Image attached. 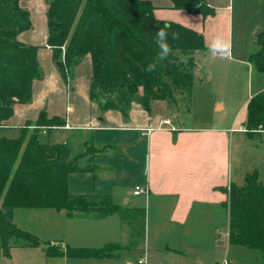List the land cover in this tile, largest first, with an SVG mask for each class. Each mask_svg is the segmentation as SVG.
Masks as SVG:
<instances>
[{"label": "trees", "instance_id": "1", "mask_svg": "<svg viewBox=\"0 0 264 264\" xmlns=\"http://www.w3.org/2000/svg\"><path fill=\"white\" fill-rule=\"evenodd\" d=\"M22 0H0V129L14 114L17 103H30L33 84L45 76L39 63L40 46L26 44L18 35L30 29V12ZM172 8L207 18L216 13L207 0H171ZM150 0H48L47 44L64 80L70 85L75 68L86 57L92 63L89 94L100 112L118 110L127 114L133 102L150 111L154 100L169 106L190 97L195 83L197 53L206 51L205 36L189 26L155 16ZM169 24L180 39L169 41L173 54L158 61L154 37L159 27ZM257 50L248 62L264 74V31ZM177 50L189 56L186 65L177 63ZM156 64L152 72L145 69ZM35 123V130L24 129ZM67 120L49 117L42 110L35 121H27L17 137L0 134V249L6 257L12 248L41 247L48 257H111L122 248L136 249L145 239V210L116 204L108 194H74L68 189L70 173L93 170L94 157L102 151L86 142L74 153L67 142L42 138L46 128H64ZM243 127L249 135L264 131V89L249 100ZM229 242L255 249L264 255V184L257 170L245 176L243 185L228 189ZM53 208L68 217L105 218L118 214L128 231L126 244L110 242L102 247L62 246L44 242L34 232L14 222L15 208Z\"/></svg>", "mask_w": 264, "mask_h": 264}, {"label": "crops", "instance_id": "2", "mask_svg": "<svg viewBox=\"0 0 264 264\" xmlns=\"http://www.w3.org/2000/svg\"><path fill=\"white\" fill-rule=\"evenodd\" d=\"M150 1L155 6L154 13L158 19L181 23L206 36L204 25L207 20H185L190 18L188 14L195 13L172 8L171 0ZM207 2L216 11L229 7L226 0ZM20 4L30 12L32 27L21 32L18 39L40 46L38 59L45 76L34 82L30 103L14 106V114L4 121L0 134L17 137L20 128L27 121H35L42 110L49 117L59 115L66 118L67 125L58 129L78 132L83 136L80 141L82 146L92 141L102 149L93 159V170L70 173L69 191L74 194H108L116 204L130 209H144L145 239L136 249L122 248L115 256L100 258L48 257L41 247L15 246L9 257L4 256L0 249V264H140L139 259L143 256L146 257V264H191V257H195L194 264H221L228 257L219 260L209 257L219 246L217 237L220 234L203 230L198 235L195 231L200 229L198 218L223 209L228 216L227 237L230 244L229 210L226 205L228 189L232 183L241 185L233 179L232 165L238 160L241 145L246 140L245 137L235 136V133L247 132L236 131L233 125H224L223 122L185 124L180 121L178 112L164 100L152 101L150 111L133 102L126 115L113 109L100 112L89 94L92 75L90 58L86 57L77 65L69 86L53 60L47 44L48 0H22ZM81 79L82 91L78 93ZM262 85L249 96V100L264 89ZM215 106L219 110L225 108L223 101L217 98ZM213 118L215 120V116ZM165 119L170 120V124L160 127ZM64 142L70 144L71 141ZM123 156L131 163L125 170L121 168ZM253 170L258 171V168ZM247 173L249 171H242L244 182ZM131 179H138L140 183L131 185ZM136 186L145 187L148 192L135 194ZM21 209L25 208L14 209L15 221L16 214L23 211ZM37 211H43L38 212L42 213L41 219L31 230L44 242L64 247H102L110 242L124 245L128 241V231L118 214L96 219L90 216L68 217L64 210L53 208ZM16 224L28 226L19 222Z\"/></svg>", "mask_w": 264, "mask_h": 264}, {"label": "rangeland", "instance_id": "3", "mask_svg": "<svg viewBox=\"0 0 264 264\" xmlns=\"http://www.w3.org/2000/svg\"><path fill=\"white\" fill-rule=\"evenodd\" d=\"M226 1L229 3V7L227 9L219 8L208 19L197 13L192 15L185 13L190 16V18L185 20H207L205 21L204 31L208 46L218 34L223 35L226 40H230L232 45L231 56L225 58L219 54L211 53L209 49L198 52V65L194 70L195 83L191 96L183 97L178 104H172L170 107L178 112L180 121L185 124L208 125L223 122L224 125H233L232 127L237 131L243 127L249 96L260 89L262 83V87H264V74L254 70L247 61L248 54L257 50L256 40L264 31V0ZM34 19L37 20L36 18ZM39 27L42 29V26ZM237 59H243V61L239 62ZM81 76L83 78V73ZM81 91L82 79L77 92ZM215 98L223 101L225 105L223 110H219L218 106H215ZM70 103L73 105L72 102ZM170 112L172 111L170 110ZM25 128L31 131L35 130L36 126L33 123L25 126ZM42 130H44L41 132L42 138L50 139L52 142L70 140L69 145L72 147L73 154L83 150L84 146L80 143L83 136L78 135V132L53 129L50 136L45 131L46 128ZM258 132L259 134H254L253 136L245 132L235 133V136L246 138L245 143L241 145L240 153L237 156L238 160L233 161L232 165L233 179L236 183H241V185L244 184L242 171L252 172L255 168H258V172H260L259 178L264 184V131ZM129 165L131 163L127 160V157L123 156L121 168L125 170ZM91 180H93L92 175ZM130 183L131 185L140 183V180L131 179ZM21 210H23L21 213L16 214V221L23 225L27 224L28 228L18 226L32 231L31 229L39 224L41 219L40 214L42 213L38 212L43 211L26 208ZM25 214L28 215L26 216ZM42 220L44 219L42 218ZM16 221L14 220L15 223H17ZM198 226L200 228L199 231H195L198 235H201L203 230L204 232L210 233L214 231L215 234H220L217 237L219 246L214 248L209 257L219 260L226 256L234 260L233 263L235 264H264V255L258 250L228 243V216L225 210L220 209L219 212L205 213L198 218ZM212 226L214 227L211 230ZM194 260L195 257L190 258L191 264H194Z\"/></svg>", "mask_w": 264, "mask_h": 264}, {"label": "clouds", "instance_id": "4", "mask_svg": "<svg viewBox=\"0 0 264 264\" xmlns=\"http://www.w3.org/2000/svg\"><path fill=\"white\" fill-rule=\"evenodd\" d=\"M169 24H165L163 27H159L156 31V36L154 37V44L159 49L157 56L158 61L166 60L170 55L173 54V48L171 41H177L180 39V33L177 31L169 32ZM231 41L226 40L223 35H216L209 45V51L213 54H219L222 57L228 58L231 56ZM177 63L186 65L189 56L180 54L177 50ZM156 68V64L150 63L146 67L147 72H152Z\"/></svg>", "mask_w": 264, "mask_h": 264}, {"label": "built area", "instance_id": "5", "mask_svg": "<svg viewBox=\"0 0 264 264\" xmlns=\"http://www.w3.org/2000/svg\"><path fill=\"white\" fill-rule=\"evenodd\" d=\"M48 48L51 49V46H48ZM68 110H70V107H68ZM168 124H170V120L165 119V120L161 121L160 127H165V125H168ZM239 130L247 131V129H245L244 127L239 128ZM147 192H148V189L145 188V187H142V186H136V188L134 190L135 194H144V193H147ZM139 263L140 264H146V257L143 256L142 258H140L139 259ZM221 264H235V263L230 261L228 258H224V260L222 261Z\"/></svg>", "mask_w": 264, "mask_h": 264}]
</instances>
